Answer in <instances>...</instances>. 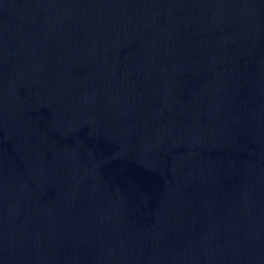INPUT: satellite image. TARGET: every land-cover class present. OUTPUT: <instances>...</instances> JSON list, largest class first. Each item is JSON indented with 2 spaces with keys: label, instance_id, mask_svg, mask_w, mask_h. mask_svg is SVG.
Returning <instances> with one entry per match:
<instances>
[{
  "label": "water",
  "instance_id": "water-1",
  "mask_svg": "<svg viewBox=\"0 0 264 264\" xmlns=\"http://www.w3.org/2000/svg\"><path fill=\"white\" fill-rule=\"evenodd\" d=\"M0 264H264V0H0Z\"/></svg>",
  "mask_w": 264,
  "mask_h": 264
}]
</instances>
